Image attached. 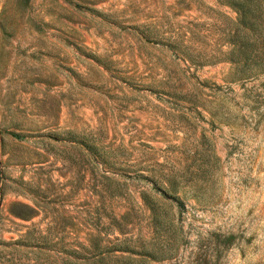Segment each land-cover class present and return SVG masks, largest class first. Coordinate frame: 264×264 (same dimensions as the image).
Listing matches in <instances>:
<instances>
[{"label":"rangeland","instance_id":"1","mask_svg":"<svg viewBox=\"0 0 264 264\" xmlns=\"http://www.w3.org/2000/svg\"><path fill=\"white\" fill-rule=\"evenodd\" d=\"M238 15L0 0V264H264V55L233 61Z\"/></svg>","mask_w":264,"mask_h":264},{"label":"trees","instance_id":"2","mask_svg":"<svg viewBox=\"0 0 264 264\" xmlns=\"http://www.w3.org/2000/svg\"><path fill=\"white\" fill-rule=\"evenodd\" d=\"M236 7L238 15L237 42L233 51L235 64L240 66L244 61H255L264 55V14L257 0H229ZM250 54L245 56L246 52Z\"/></svg>","mask_w":264,"mask_h":264},{"label":"water","instance_id":"3","mask_svg":"<svg viewBox=\"0 0 264 264\" xmlns=\"http://www.w3.org/2000/svg\"><path fill=\"white\" fill-rule=\"evenodd\" d=\"M1 179H2V175H1V160H0V198H1Z\"/></svg>","mask_w":264,"mask_h":264}]
</instances>
